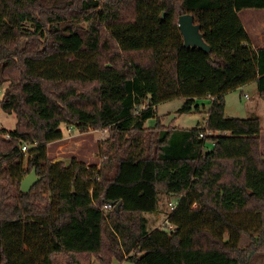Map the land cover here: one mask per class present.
Returning <instances> with one entry per match:
<instances>
[{"label": "trees", "instance_id": "1", "mask_svg": "<svg viewBox=\"0 0 264 264\" xmlns=\"http://www.w3.org/2000/svg\"><path fill=\"white\" fill-rule=\"evenodd\" d=\"M245 9L264 0H0V106L17 117L0 127V264H251L264 249L263 125L225 114L249 82L264 100V47ZM185 13L210 52L185 46ZM176 98L178 114L208 98L206 120L163 124L156 108ZM63 125L109 131L105 162L50 160ZM33 168L41 179L22 192ZM161 195L179 201L149 230Z\"/></svg>", "mask_w": 264, "mask_h": 264}, {"label": "rangeland", "instance_id": "2", "mask_svg": "<svg viewBox=\"0 0 264 264\" xmlns=\"http://www.w3.org/2000/svg\"><path fill=\"white\" fill-rule=\"evenodd\" d=\"M241 18L249 29V33L255 41L261 38L264 41V9H247L240 13ZM87 26L86 23H83ZM9 82L0 85V99L4 94L5 89ZM184 102V98H176L158 104L156 110L160 116L161 121L165 125H176L180 128H193L198 124H202L207 116L208 110L211 106V101L208 98L199 99L202 107V112H191L178 114L177 111ZM225 114L231 117L246 118L252 114H256L261 118L263 130L261 132V151L264 156V100L258 93L257 83L249 82L246 85L230 91L226 95V108ZM175 119V120H174ZM158 118H151L147 121V127H154ZM17 117L16 114H9L2 110L0 106V127H5L13 130L16 127ZM64 137L58 141L51 142L49 145V158L56 163L63 162L70 163L72 157L86 163V165H100L105 162L104 156L100 153V147L107 148V140L110 132L105 129H92L86 132L78 131L77 129L69 130L63 125ZM146 138V134H143ZM179 198L176 196L159 197V208L161 209L149 229L161 227L167 218L170 211L169 202L176 203ZM153 219V217H152ZM150 221V219H147ZM146 220V221H147ZM152 221V220H151ZM251 243V237L243 235L241 248L248 249ZM84 264V263H79ZM87 264V263H86ZM88 264H134L132 260L124 259L119 260L116 257L110 259L108 263H104L97 256H92ZM251 264H264V249L256 252L251 258Z\"/></svg>", "mask_w": 264, "mask_h": 264}, {"label": "water", "instance_id": "3", "mask_svg": "<svg viewBox=\"0 0 264 264\" xmlns=\"http://www.w3.org/2000/svg\"><path fill=\"white\" fill-rule=\"evenodd\" d=\"M165 12L163 11L161 16L164 17ZM179 28L184 39V44L186 47H198L206 52L211 51L210 45L205 41L204 34L201 31V24L196 23L194 16L190 13H185L179 16ZM41 179L37 175L36 168L22 180L21 191L30 192L32 187ZM121 205L119 202L115 209L118 210Z\"/></svg>", "mask_w": 264, "mask_h": 264}, {"label": "crops", "instance_id": "4", "mask_svg": "<svg viewBox=\"0 0 264 264\" xmlns=\"http://www.w3.org/2000/svg\"><path fill=\"white\" fill-rule=\"evenodd\" d=\"M245 10H247V9H245ZM242 11H243V10H242ZM240 13H241V11L238 13L239 18H240L241 22L243 23V25H244V27H245V29H246V31H247L249 37H250V40H251L253 46H254L255 48H261V47H264V41H262L261 38H257V40L255 41V39H253V38L251 37V35H250V33H249V29H248L247 25L245 24L244 20L241 18ZM159 197H160V196H159ZM160 210H161V209L159 208V205H158V208H157V210H156L155 212L145 213V214H144V217L146 218V220H147V219H150V221H148V220L146 221V227H147L148 229H149L148 226H149V225H152V223L155 221V218H156L157 215L159 214ZM152 217H153V219H152ZM151 220H152V221H151ZM165 221H166V220H165ZM149 230H152V229H149Z\"/></svg>", "mask_w": 264, "mask_h": 264}, {"label": "built area", "instance_id": "5", "mask_svg": "<svg viewBox=\"0 0 264 264\" xmlns=\"http://www.w3.org/2000/svg\"><path fill=\"white\" fill-rule=\"evenodd\" d=\"M0 91H1V90H0ZM69 130H71V129H69ZM23 149H24V150L27 149V144H25V145L23 146ZM169 207H170V209L172 210V209H174V208L176 207V205H175V204H172V203H169Z\"/></svg>", "mask_w": 264, "mask_h": 264}]
</instances>
